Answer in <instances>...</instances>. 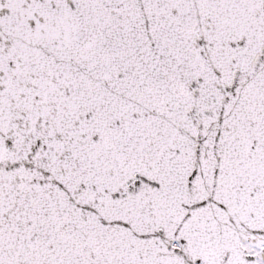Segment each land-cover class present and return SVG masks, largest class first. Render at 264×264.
<instances>
[{"label": "snow or ice", "instance_id": "obj_1", "mask_svg": "<svg viewBox=\"0 0 264 264\" xmlns=\"http://www.w3.org/2000/svg\"><path fill=\"white\" fill-rule=\"evenodd\" d=\"M0 264H264V0H0Z\"/></svg>", "mask_w": 264, "mask_h": 264}]
</instances>
